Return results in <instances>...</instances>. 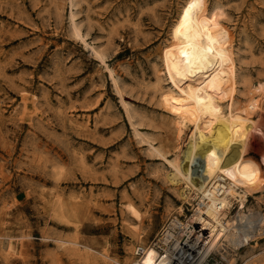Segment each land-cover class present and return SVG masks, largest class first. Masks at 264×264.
I'll use <instances>...</instances> for the list:
<instances>
[{
  "label": "rangeland",
  "instance_id": "rangeland-1",
  "mask_svg": "<svg viewBox=\"0 0 264 264\" xmlns=\"http://www.w3.org/2000/svg\"><path fill=\"white\" fill-rule=\"evenodd\" d=\"M191 1L77 0L84 35L157 146L175 137L157 87L162 51ZM200 1L228 35L226 110L252 126L244 159L255 188L244 209L264 215V0ZM69 12L67 0H0V264H96L58 239L107 249L112 264H126L174 219L189 221L198 203L177 197L156 170L160 161L133 133L109 72L73 36ZM261 232L209 264H264Z\"/></svg>",
  "mask_w": 264,
  "mask_h": 264
},
{
  "label": "bare ground",
  "instance_id": "bare-ground-1",
  "mask_svg": "<svg viewBox=\"0 0 264 264\" xmlns=\"http://www.w3.org/2000/svg\"><path fill=\"white\" fill-rule=\"evenodd\" d=\"M67 3L73 36L91 50L109 72L133 133L160 161L156 170L165 171V181L174 185L177 197L187 202L198 201L189 221L174 219L151 245L134 248L135 258L126 264H209L216 252L228 257L232 248L238 249L251 238L255 239L262 233L264 215L244 209L255 188L244 159L252 126L241 111L231 114L226 110L234 66L228 35L219 20L204 10L200 0H192L173 25L170 41L162 51L167 84L162 83L163 75H159L157 87L160 102L171 118L172 126H168L175 137L157 146L156 138L135 121L134 109L125 101L120 81L107 64L104 53L84 35L77 19L79 2L67 0ZM263 88L261 84L257 91ZM182 143L186 147L183 148ZM235 202L240 204V209L230 217ZM183 208H180L182 214ZM126 209L142 222L141 212L132 203L127 204ZM135 227L134 233L140 238L142 231L138 225ZM57 242L81 247L85 258L96 264L116 262L107 249L97 251L79 240L58 239ZM69 249L75 255L80 251Z\"/></svg>",
  "mask_w": 264,
  "mask_h": 264
},
{
  "label": "built area",
  "instance_id": "built-area-1",
  "mask_svg": "<svg viewBox=\"0 0 264 264\" xmlns=\"http://www.w3.org/2000/svg\"><path fill=\"white\" fill-rule=\"evenodd\" d=\"M174 221V220H173ZM173 221L171 223H173ZM171 223L169 225H171Z\"/></svg>",
  "mask_w": 264,
  "mask_h": 264
}]
</instances>
